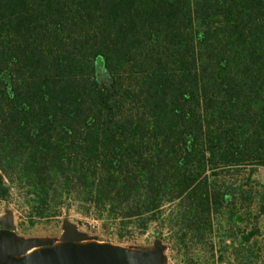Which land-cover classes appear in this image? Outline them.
<instances>
[{"label":"trees","instance_id":"1","mask_svg":"<svg viewBox=\"0 0 264 264\" xmlns=\"http://www.w3.org/2000/svg\"><path fill=\"white\" fill-rule=\"evenodd\" d=\"M253 166L264 0H0V201L200 238Z\"/></svg>","mask_w":264,"mask_h":264},{"label":"rangeland","instance_id":"2","mask_svg":"<svg viewBox=\"0 0 264 264\" xmlns=\"http://www.w3.org/2000/svg\"><path fill=\"white\" fill-rule=\"evenodd\" d=\"M243 174L241 180L248 184L244 188L251 196L246 200L231 197L214 215L211 233L200 238L190 233L183 239L169 237L154 222L146 230L135 224L123 227L119 218L99 214L72 200L64 201L52 216L44 215L36 196L25 189H15L9 198L0 201V221L11 214L16 235L25 240L58 241L64 223L71 222L92 241L134 249H151L161 243L164 264H264V167L253 166ZM157 230L161 235L156 234ZM249 232L253 234L245 249L250 250L237 248Z\"/></svg>","mask_w":264,"mask_h":264},{"label":"water","instance_id":"3","mask_svg":"<svg viewBox=\"0 0 264 264\" xmlns=\"http://www.w3.org/2000/svg\"><path fill=\"white\" fill-rule=\"evenodd\" d=\"M164 247L134 249L92 241L65 222L58 241L25 240L15 233L12 215L0 221V264H164Z\"/></svg>","mask_w":264,"mask_h":264}]
</instances>
